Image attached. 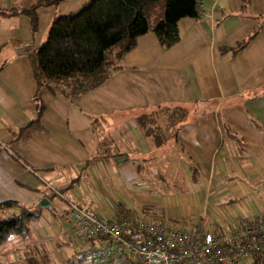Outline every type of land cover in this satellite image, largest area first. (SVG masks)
I'll return each instance as SVG.
<instances>
[{"label": "crops", "instance_id": "crops-1", "mask_svg": "<svg viewBox=\"0 0 264 264\" xmlns=\"http://www.w3.org/2000/svg\"><path fill=\"white\" fill-rule=\"evenodd\" d=\"M37 1L0 0V201L43 208L25 243L13 236L2 252L39 244L51 250L52 239L69 244L61 214L67 200L90 207L89 193L119 177L141 210L159 181L175 193L156 211L101 205L96 197V214L125 210L172 228L214 230L264 214V0L200 1L197 18L180 19L176 44L165 48L151 32L138 37L121 67L77 101L43 88L44 111L30 129L37 108L29 53L45 41L54 16L87 0L38 7L35 31L27 15L9 14ZM162 104L186 107L189 118L176 135L161 118L165 140L156 146L137 116ZM44 199L49 204L41 206Z\"/></svg>", "mask_w": 264, "mask_h": 264}, {"label": "trees", "instance_id": "trees-1", "mask_svg": "<svg viewBox=\"0 0 264 264\" xmlns=\"http://www.w3.org/2000/svg\"><path fill=\"white\" fill-rule=\"evenodd\" d=\"M61 1L38 0L29 8L12 10L9 14L27 15L35 31L37 8L57 5ZM200 3V0H87L74 11L54 16L45 41L29 53L36 82L33 100L37 116L25 128L37 126L42 116L43 88H55L64 98L77 101L121 67V60L136 45L138 37L151 32L165 48L176 44L180 39V19L197 18ZM256 31L257 28L254 33ZM254 33L238 47L244 46ZM161 118L166 121L165 129L173 130L176 135L189 118V111L180 105L162 104L137 116L140 127L153 138L156 146L165 140L158 122ZM42 209L13 199L1 200L0 246L12 236L25 237L29 222L38 220ZM69 261L76 263V259ZM253 264H264V255L254 256Z\"/></svg>", "mask_w": 264, "mask_h": 264}, {"label": "built area", "instance_id": "built-area-1", "mask_svg": "<svg viewBox=\"0 0 264 264\" xmlns=\"http://www.w3.org/2000/svg\"><path fill=\"white\" fill-rule=\"evenodd\" d=\"M61 214L92 264H253L264 255V214L225 230L172 228L125 210L100 216L72 200Z\"/></svg>", "mask_w": 264, "mask_h": 264}, {"label": "rangeland", "instance_id": "rangeland-1", "mask_svg": "<svg viewBox=\"0 0 264 264\" xmlns=\"http://www.w3.org/2000/svg\"><path fill=\"white\" fill-rule=\"evenodd\" d=\"M146 178V176H140V178ZM113 178V177H112ZM124 180H121L119 177L118 181H115L114 184L111 186L112 188H106L105 190H97L93 194L89 193L88 196V204L90 208H94L97 210V213L100 212V208L98 207V203L96 202V197L101 205L111 202H118L125 206H137L139 209L138 211H144L143 209H152L156 211L154 208H156V205H163L166 206L169 204L168 199L169 196H174L173 194L175 191L174 188L168 187L166 183L158 182V184L153 185L154 191L151 194L150 198H153L152 200H147L144 202V206L141 207L138 206L139 204H133L131 194H128V187H126ZM149 185V183H148ZM167 186V187H166ZM107 187V186H106ZM133 187H136V185H133ZM176 187V186H175ZM152 188V189H153ZM165 189V191H162V189ZM171 189V191H167ZM131 189V188H129ZM155 200L160 201V203L155 202ZM86 202V200H84ZM54 218V217H53ZM55 221V218H54ZM41 222L44 225H47L44 221V219H41ZM54 229L57 227L56 224L53 225ZM18 236V235H15ZM28 236V235H27ZM70 239L68 240L69 244L63 243L61 240H53V245L51 250L47 249V247L38 245H26L24 248H13L12 251H9L7 253L2 252L1 248L6 247V245H9L12 239H8L7 242L2 244L0 246V264H70V259H76V263L73 264H92L89 258H84L85 254H83L81 257L83 260L80 261L78 259L77 255H79V252L81 251V246L83 245L82 241L77 240L75 237L71 235H67ZM13 237V236H12ZM10 237V238H12ZM20 238H25L21 237ZM26 238L22 240V242L25 243ZM49 242V240H46ZM29 243V241H28ZM53 246L55 248H53ZM75 252V253H74ZM79 260V261H78Z\"/></svg>", "mask_w": 264, "mask_h": 264}, {"label": "water", "instance_id": "water-1", "mask_svg": "<svg viewBox=\"0 0 264 264\" xmlns=\"http://www.w3.org/2000/svg\"><path fill=\"white\" fill-rule=\"evenodd\" d=\"M48 204H49V202H48V200H46V199H44V200L41 201V206H42V205H48Z\"/></svg>", "mask_w": 264, "mask_h": 264}]
</instances>
